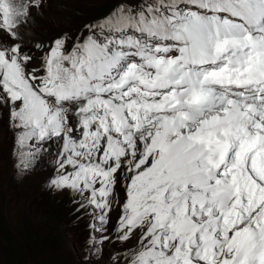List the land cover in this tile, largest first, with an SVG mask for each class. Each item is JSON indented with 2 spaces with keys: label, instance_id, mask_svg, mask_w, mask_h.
Returning a JSON list of instances; mask_svg holds the SVG:
<instances>
[{
  "label": "snow or ice",
  "instance_id": "6c2138e0",
  "mask_svg": "<svg viewBox=\"0 0 264 264\" xmlns=\"http://www.w3.org/2000/svg\"><path fill=\"white\" fill-rule=\"evenodd\" d=\"M43 3L0 0L19 172L51 153L45 186L93 210L88 253L127 245L111 264H264V0H118L37 58L18 30Z\"/></svg>",
  "mask_w": 264,
  "mask_h": 264
},
{
  "label": "trees",
  "instance_id": "16d2710c",
  "mask_svg": "<svg viewBox=\"0 0 264 264\" xmlns=\"http://www.w3.org/2000/svg\"><path fill=\"white\" fill-rule=\"evenodd\" d=\"M113 9L110 4L103 7L96 23ZM4 142L8 144L7 139ZM48 157L53 161V156ZM13 158V153L3 152V162ZM17 163L0 166V264H66L85 257L88 252L74 256L68 243L89 227L93 210L81 208L80 196L73 191L45 186L53 175L54 161L49 166L37 163L27 175L19 172ZM116 194L124 199L122 184ZM106 258L105 254L99 257Z\"/></svg>",
  "mask_w": 264,
  "mask_h": 264
},
{
  "label": "rangeland",
  "instance_id": "374dc122",
  "mask_svg": "<svg viewBox=\"0 0 264 264\" xmlns=\"http://www.w3.org/2000/svg\"><path fill=\"white\" fill-rule=\"evenodd\" d=\"M117 3L118 0H44L39 10H32V21L28 25L20 27L23 35L31 36L29 40L24 39L26 50L33 51L34 55L39 58L40 53L32 48V45L36 42L46 46L62 34H68L71 38H75L80 34L87 35L85 25L95 24L103 7L110 4L115 8ZM3 40L7 42L6 35L3 36ZM69 47H71V44H69ZM15 135V131L9 126L6 110L0 109V166L5 164L10 166L18 162L17 155H14V158L10 161H2L3 152L6 155L14 152ZM5 139L8 140V144L4 142ZM4 143L9 146L8 149L5 148ZM48 156L52 157V154L49 153L42 156L39 163L49 166L51 158ZM31 180L34 179L32 178ZM118 215L111 213V223L108 225L109 231L114 226ZM91 223L92 217H90L89 227L81 229L80 238L75 242L71 241L68 243L74 256L77 252H88L87 240L91 232ZM93 235L98 236L99 233H93ZM135 242V239H133L129 244H135ZM126 246L105 243L101 256L105 254L107 256L106 259H99V257H94L88 253L85 257L69 261L66 264H111L110 257L112 253Z\"/></svg>",
  "mask_w": 264,
  "mask_h": 264
},
{
  "label": "bare ground",
  "instance_id": "6f19581e",
  "mask_svg": "<svg viewBox=\"0 0 264 264\" xmlns=\"http://www.w3.org/2000/svg\"><path fill=\"white\" fill-rule=\"evenodd\" d=\"M18 31H19V33L21 34V36H22L24 39H27V40L31 39V36H30V35H26V36L23 35L22 32H21V29H20V28H19Z\"/></svg>",
  "mask_w": 264,
  "mask_h": 264
}]
</instances>
